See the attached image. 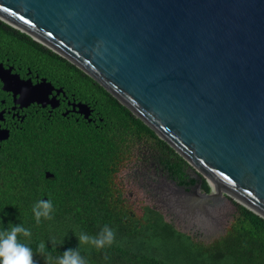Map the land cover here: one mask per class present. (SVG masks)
Here are the masks:
<instances>
[{"label":"water","instance_id":"95a60500","mask_svg":"<svg viewBox=\"0 0 264 264\" xmlns=\"http://www.w3.org/2000/svg\"><path fill=\"white\" fill-rule=\"evenodd\" d=\"M0 19L91 76L190 164L191 187L166 185L182 231L222 228L232 201L264 218V0H0ZM12 69L0 61L2 89L54 107L61 87Z\"/></svg>","mask_w":264,"mask_h":264},{"label":"trees","instance_id":"16d2710c","mask_svg":"<svg viewBox=\"0 0 264 264\" xmlns=\"http://www.w3.org/2000/svg\"><path fill=\"white\" fill-rule=\"evenodd\" d=\"M0 61L45 77L95 115L94 122L29 117L0 148V232L15 225L30 230V237L17 239L32 250L35 264H58L65 250L78 247L81 233L98 237L105 225L115 241L100 249L79 245L86 264H264V218L236 201L225 231L209 241L182 231L153 205L136 209L128 202L117 174L135 158L136 146L143 149L138 159L157 158L180 184L192 167L91 76L1 19ZM202 189H210L205 179ZM49 199L52 218L38 223L33 209Z\"/></svg>","mask_w":264,"mask_h":264},{"label":"flooded vegetation","instance_id":"af4514ba","mask_svg":"<svg viewBox=\"0 0 264 264\" xmlns=\"http://www.w3.org/2000/svg\"><path fill=\"white\" fill-rule=\"evenodd\" d=\"M4 66L7 67L10 65L4 64ZM12 71L18 73L22 79L30 78L33 83H36L42 78L38 74L32 75L29 70L25 72V74H21L13 67ZM55 87L59 88L58 86ZM53 95L56 96L53 100V103L55 104L54 107L51 105L42 107L37 103H25L24 101L19 100V94L2 89V83L0 81V131L2 134L8 135L6 138L0 139V148L10 142L13 134L22 132L24 123L29 117L57 118L64 116L67 119H74L77 122H80L81 119L89 122L95 121L93 109L88 105L91 111L89 112L88 117H84L83 114L78 112V107L76 106L78 102L83 101L75 99L74 96L66 93L64 89L63 92H60L59 94H56V91L53 90L50 94V98H52ZM127 166L132 169L133 182L134 180H137L136 184L145 194L146 199L154 204L153 206L155 208L159 207V209L165 210L167 214L171 216L175 224L177 223L182 228L187 221H183L181 218L175 216L174 212L169 208V201L166 197L167 182H177V180L170 175L167 169H164L157 158L152 157L151 155H142L137 161L133 158ZM186 172L188 177L185 184L177 183L184 187H191L195 183V181H191V178L194 179V171L191 168H188L186 169ZM142 204L148 203L143 202ZM214 227L213 230L215 231L216 229H219V225ZM204 229L205 228L202 229L197 223H193L188 227V232L190 230V233L198 235L202 234L200 230L205 233Z\"/></svg>","mask_w":264,"mask_h":264},{"label":"clouds","instance_id":"9594fccd","mask_svg":"<svg viewBox=\"0 0 264 264\" xmlns=\"http://www.w3.org/2000/svg\"><path fill=\"white\" fill-rule=\"evenodd\" d=\"M33 211L38 223L41 217L51 219L53 204L50 199L41 200L36 204ZM19 234L30 237L31 232L21 225L12 226L10 231L0 232V264H35L32 250L27 245L18 241L17 237ZM77 238L79 242L78 247L81 244H91L100 249L113 244L115 233L105 225L98 237H90L87 234L81 233ZM52 242L56 243L55 240ZM78 247L65 250L63 256L59 258L58 264H86L85 259L79 254ZM45 249L46 245L42 242L39 245V251L43 253Z\"/></svg>","mask_w":264,"mask_h":264},{"label":"rangeland","instance_id":"374dc122","mask_svg":"<svg viewBox=\"0 0 264 264\" xmlns=\"http://www.w3.org/2000/svg\"><path fill=\"white\" fill-rule=\"evenodd\" d=\"M139 150L142 152L143 149H141L138 146H136L134 148L136 161L138 160V154H139L138 151ZM144 156H146V155L144 154ZM132 172H133L132 169L128 168V166H125L117 174V182L123 186V188L125 190V196H126L128 202L131 205H133L136 209H137L138 205L142 204L143 202H147L148 204L154 205L146 199L145 194L142 192V190L136 184L137 180H134V182H133V179H132L133 173ZM160 210L164 213L165 217L168 220L173 221L171 216H169L165 210H163V209H160ZM223 212H224L225 216L223 218L224 223L222 225V228L216 229V231H213V233H211V234H209V233L205 234L200 230V232L202 234H198L197 237L200 239L209 241V240L213 239L214 237H216L218 234L223 233L225 231V227L228 225V223L232 219L233 212H235V206L233 205V203L228 202L227 206L225 207ZM178 227L181 228L179 225H178ZM189 232H191V231L189 230Z\"/></svg>","mask_w":264,"mask_h":264}]
</instances>
